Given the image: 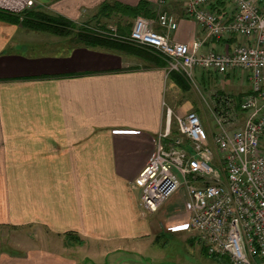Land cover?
<instances>
[{"label":"crops","instance_id":"1","mask_svg":"<svg viewBox=\"0 0 264 264\" xmlns=\"http://www.w3.org/2000/svg\"><path fill=\"white\" fill-rule=\"evenodd\" d=\"M185 3L0 0L10 17L41 9L75 26L51 32L0 18V264L125 257L169 233L163 219L139 207L133 184L165 128L167 110L172 117L202 113L212 140L211 108L225 95L239 107L250 91L248 72L196 70L204 89L196 93L185 78L168 72L155 51L117 41L92 45L83 38L92 34L80 28L113 23L127 34L143 15L163 34L157 19L166 10L178 24L170 39L193 44L205 31L185 14ZM210 8L225 19L236 11L230 0H212ZM244 41L226 36L206 41L201 50L224 51ZM171 131L178 134L173 123Z\"/></svg>","mask_w":264,"mask_h":264},{"label":"built area","instance_id":"2","mask_svg":"<svg viewBox=\"0 0 264 264\" xmlns=\"http://www.w3.org/2000/svg\"><path fill=\"white\" fill-rule=\"evenodd\" d=\"M211 1L186 0L185 14L205 31L204 39L193 44L170 39L178 24L166 10L157 19L163 34L143 15L127 34L113 23L83 24L80 29L155 51L166 60L168 72L179 73L192 86L196 70L248 72L250 91L239 107L225 95L211 108L216 126L212 140L194 111L174 116L178 134L173 135L168 109L165 128L133 184L139 190V207L151 215L180 194L183 210L163 219L167 231H199L208 253L226 256L230 264H264V0H230L236 8L230 19L210 8ZM233 35L245 41L224 51L201 50L208 40ZM198 91L203 94L199 85Z\"/></svg>","mask_w":264,"mask_h":264},{"label":"rangeland","instance_id":"3","mask_svg":"<svg viewBox=\"0 0 264 264\" xmlns=\"http://www.w3.org/2000/svg\"><path fill=\"white\" fill-rule=\"evenodd\" d=\"M198 85L204 93V89L196 77L193 82L195 88H192L196 93H198ZM200 116L202 118L203 114L201 113ZM204 123L207 125L208 122L204 120ZM209 123L213 127L212 119ZM173 124L176 126L174 117ZM179 195H174L169 201V206L166 205L167 207L165 206L163 211L155 215L159 219H166L183 210V201ZM148 217L154 218L153 215H148ZM161 226L166 230L164 221ZM200 235L197 230L164 232L159 236V241L155 245L152 243L154 237H151L150 245L143 247L140 253L123 252L125 257H84L81 264H230L228 259H225L226 262H224L216 258L217 256L209 254L205 244L200 240ZM146 240L148 241V239Z\"/></svg>","mask_w":264,"mask_h":264},{"label":"trees","instance_id":"4","mask_svg":"<svg viewBox=\"0 0 264 264\" xmlns=\"http://www.w3.org/2000/svg\"><path fill=\"white\" fill-rule=\"evenodd\" d=\"M107 5L108 4H104L102 8L103 9L107 8ZM8 15H10V13L8 14L7 11L0 10V18L7 19L9 21L11 20L13 22L22 23L28 29L60 32L67 28L66 24H70L69 27L72 28L75 27L72 26L73 24L71 22H66V19L60 16L51 15L47 11L41 9H26L25 11L20 13L17 17H10ZM83 38L87 40L89 44L92 45L99 44L105 46H114L116 44V42L110 39L100 38L94 35L92 36L86 35V37Z\"/></svg>","mask_w":264,"mask_h":264}]
</instances>
